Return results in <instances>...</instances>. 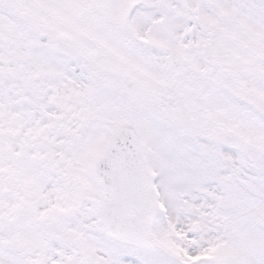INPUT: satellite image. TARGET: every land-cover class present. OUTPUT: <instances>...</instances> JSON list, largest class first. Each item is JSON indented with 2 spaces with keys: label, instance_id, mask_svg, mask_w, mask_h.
<instances>
[{
  "label": "snow or ice",
  "instance_id": "6c2138e0",
  "mask_svg": "<svg viewBox=\"0 0 264 264\" xmlns=\"http://www.w3.org/2000/svg\"><path fill=\"white\" fill-rule=\"evenodd\" d=\"M0 264H264V0H0Z\"/></svg>",
  "mask_w": 264,
  "mask_h": 264
}]
</instances>
